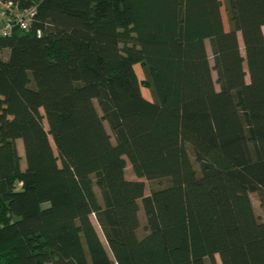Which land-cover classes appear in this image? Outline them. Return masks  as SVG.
Wrapping results in <instances>:
<instances>
[{
  "label": "trees",
  "instance_id": "trees-1",
  "mask_svg": "<svg viewBox=\"0 0 264 264\" xmlns=\"http://www.w3.org/2000/svg\"><path fill=\"white\" fill-rule=\"evenodd\" d=\"M0 4V264H264V0Z\"/></svg>",
  "mask_w": 264,
  "mask_h": 264
},
{
  "label": "rangeland",
  "instance_id": "rangeland-1",
  "mask_svg": "<svg viewBox=\"0 0 264 264\" xmlns=\"http://www.w3.org/2000/svg\"><path fill=\"white\" fill-rule=\"evenodd\" d=\"M175 8L176 9L178 8V0H175ZM9 9L5 5H1L0 4V19L2 17H4L5 14H7L5 16H8L9 14L12 13V9L7 12V10H9ZM222 15H223V21H224L225 29L228 30L229 29L228 20H227L224 8L222 9ZM76 26L79 27V28H86L87 27L84 24L83 20L80 19V18H76ZM177 34H178V19L176 17L174 19V21H173V38H174V41L176 43H177ZM177 48H178V50H177L178 61H179V64H181V49L179 48V46ZM137 71L139 73V76L142 77V71H141L139 66L137 67ZM178 82H180L179 79L177 80L176 89H177V92L180 93V84ZM143 92H144L146 97L150 98V94H149V91L147 89H144ZM76 106H77V109L79 111V114L81 115L80 107H79L78 102L76 103ZM191 107L192 108H200L204 112H206V113L208 112L207 103L204 100H199V101L193 102ZM203 121H204V124H205V134L207 136L215 134L214 126H213L211 118L210 117H205L203 119ZM89 142H90V139H89ZM181 159H182L184 180L186 182H188V181L192 180V177L189 175V173L191 171V158L188 155V153L185 152L184 149L182 150V153H181ZM24 164H25V161L23 160V166H24ZM126 176L130 180H136L137 179V177L133 173V170H132L130 164L127 165ZM148 194H149V190L147 189L146 195H148ZM254 203H255V206L258 208L257 200H255ZM218 264H221L219 259H218Z\"/></svg>",
  "mask_w": 264,
  "mask_h": 264
},
{
  "label": "built area",
  "instance_id": "built-area-1",
  "mask_svg": "<svg viewBox=\"0 0 264 264\" xmlns=\"http://www.w3.org/2000/svg\"><path fill=\"white\" fill-rule=\"evenodd\" d=\"M5 6L8 7V9H12V13L10 19L0 22V38L9 37L16 26H20L22 29L29 28L36 11L34 8L20 10L12 8V4H7Z\"/></svg>",
  "mask_w": 264,
  "mask_h": 264
},
{
  "label": "crops",
  "instance_id": "crops-1",
  "mask_svg": "<svg viewBox=\"0 0 264 264\" xmlns=\"http://www.w3.org/2000/svg\"><path fill=\"white\" fill-rule=\"evenodd\" d=\"M6 15V14H5ZM3 18H5V16L4 17H2L1 19H3Z\"/></svg>",
  "mask_w": 264,
  "mask_h": 264
}]
</instances>
